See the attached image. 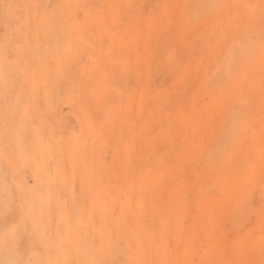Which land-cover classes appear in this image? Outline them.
<instances>
[{
	"label": "rangeland",
	"instance_id": "rangeland-1",
	"mask_svg": "<svg viewBox=\"0 0 264 264\" xmlns=\"http://www.w3.org/2000/svg\"><path fill=\"white\" fill-rule=\"evenodd\" d=\"M0 264H264V0H0Z\"/></svg>",
	"mask_w": 264,
	"mask_h": 264
}]
</instances>
